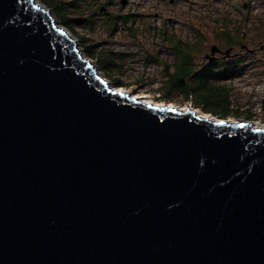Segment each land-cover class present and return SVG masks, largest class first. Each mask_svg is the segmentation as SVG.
<instances>
[{
  "label": "water",
  "instance_id": "1",
  "mask_svg": "<svg viewBox=\"0 0 264 264\" xmlns=\"http://www.w3.org/2000/svg\"><path fill=\"white\" fill-rule=\"evenodd\" d=\"M66 32L0 0V264H264V130L118 92Z\"/></svg>",
  "mask_w": 264,
  "mask_h": 264
},
{
  "label": "rangeland",
  "instance_id": "2",
  "mask_svg": "<svg viewBox=\"0 0 264 264\" xmlns=\"http://www.w3.org/2000/svg\"><path fill=\"white\" fill-rule=\"evenodd\" d=\"M35 1L50 11V15L58 28L61 26L62 29L70 33L81 55L91 60V64L94 65L96 72L102 75V79L107 82L109 87L113 89L117 88L113 82L118 81L123 86L120 88L124 89L128 95L155 106L172 107L179 110L191 109L195 110L200 116L225 120L229 123L249 122L264 125V0H258L255 3V14L259 15V20L255 23L254 27L247 29L249 36L247 46L250 49H257L256 55L246 56L243 63V75H237L230 80L221 82V84H225L231 88L230 100L232 108L239 111L238 116L231 115L226 119H220L219 117L204 113L201 108H196L191 101L184 100L178 94L172 95L169 101L161 98V88L166 85L168 77L166 75L168 72L171 73L175 70L173 63L179 56L176 55L175 57L172 44L160 41L157 37L156 33L161 27L162 21L154 13L157 10L161 12L162 6L155 9L152 6V2L148 0H130L129 6L124 11L135 13L136 17L132 22L125 24L126 26L122 25V29L118 27V30L112 33L111 30L107 29L105 23L98 20L91 25L87 22H79L80 25H76L72 30L68 29L61 23L59 16L53 9L47 7V5L41 3L39 0ZM223 7L228 10L227 14L222 10ZM183 11L185 13L184 17L181 14H175L174 17L179 23L175 29H172L173 32H176L180 36L183 35V37L192 35L187 27L182 28L183 20H203L206 19L208 14L211 16V20L227 19L230 16L237 18L240 16L236 11L229 9L227 6L219 5V3L213 4L212 7L199 4L194 9H191L186 4ZM148 14H153L154 16L149 17ZM85 17H89V14H85ZM214 26L216 30L217 25ZM205 35L210 36V33H206ZM209 39L210 37L203 38L204 41L195 47L197 52L196 57L193 58L195 69H200L201 63L204 61L203 53H207L209 50ZM83 40H86V42L83 43ZM88 44L94 47L95 52H99L102 49L123 52L131 56L127 57L123 70L118 74L115 73L108 76L98 67L97 57L90 58L86 56L85 45ZM149 55L157 57L159 62L146 61V57ZM160 61H164L166 64L163 65ZM189 82L196 84L198 79L195 77ZM210 82H213V80H210ZM184 83L186 84L187 81H184ZM192 86L196 87L195 85Z\"/></svg>",
  "mask_w": 264,
  "mask_h": 264
},
{
  "label": "flooded vegetation",
  "instance_id": "3",
  "mask_svg": "<svg viewBox=\"0 0 264 264\" xmlns=\"http://www.w3.org/2000/svg\"><path fill=\"white\" fill-rule=\"evenodd\" d=\"M71 1V0H69ZM81 4L82 10L89 14V21L96 23L102 21L107 25L108 23L115 24L119 29L121 26H126L136 17L135 13L124 11L129 6L130 0H76ZM152 2V6L157 9L163 7L161 12L158 10L154 13L162 21L161 27L158 29L157 37L160 41L172 44L175 56L178 51H175V44L180 46L193 59L196 57V45L200 43L205 37H210V46L208 52H204V61L201 63L200 69L207 68L212 74L224 72L229 70L233 73V77L237 76L238 71L243 68V63L246 56L256 55L257 49H250L247 46V39L249 38L247 29L254 27L259 20V15L255 14L254 5L258 0H148ZM206 5L212 7L213 4L224 5L229 9L236 11L240 16L227 19H214L208 14L206 19L195 20L186 19L182 21V28L187 27L192 33L189 37H183L173 32L178 26V20L175 19V14H181L183 17L184 6L194 9L197 5ZM85 7V10H84ZM186 9V8H185ZM225 14L228 11L222 8ZM153 14H148L153 17ZM227 16V15H226ZM216 30H215V26ZM125 28V27H123ZM210 33V36L205 35ZM157 43V41H156ZM175 48V49H174ZM215 49L214 55L212 50ZM240 49V50H239ZM199 70V69H196ZM236 73V74H235ZM228 80V79H227ZM224 80V81H227ZM230 80V79H229ZM185 81V80H184Z\"/></svg>",
  "mask_w": 264,
  "mask_h": 264
},
{
  "label": "trees",
  "instance_id": "4",
  "mask_svg": "<svg viewBox=\"0 0 264 264\" xmlns=\"http://www.w3.org/2000/svg\"><path fill=\"white\" fill-rule=\"evenodd\" d=\"M41 3L47 5V7L53 9L61 23L68 29H73L76 25H80L79 22H87L90 25L93 24L89 21L88 17H85V11L82 10L81 4L76 0H39ZM78 19V20H77ZM115 24L108 23L106 25L108 30L112 33L118 30L117 22ZM92 27V26H91ZM90 28V27H89ZM86 40H83L85 43ZM175 44V51H178V58L175 59L173 66L175 70L171 73H167L166 85L161 88V98L165 101H169L170 97L174 94L180 95L184 100L191 101L196 108H201L204 113L211 114L220 119H226L228 116H238L239 111L232 108V102L230 100V87L225 84H221L222 81L233 78V73L226 70L225 73L212 74L209 69L203 68L196 70L193 66V59L187 54V52L180 46L179 43ZM86 56L90 58L97 57L98 67L103 70L105 74L111 76V74H118L125 66V61L128 56L123 52H115L110 50L94 51V47L91 45H85ZM176 57V56H175ZM146 61L159 62L155 56H147ZM161 62V61H160ZM163 65L166 63L161 62ZM168 68V66H166ZM244 68L238 71V75H243ZM236 74V73H235ZM197 78L196 84H191L193 78ZM184 80L187 83H184ZM213 80V82H210ZM117 88L123 87L118 81L113 82ZM192 85H195L194 88ZM192 88V89H191Z\"/></svg>",
  "mask_w": 264,
  "mask_h": 264
},
{
  "label": "bare ground",
  "instance_id": "5",
  "mask_svg": "<svg viewBox=\"0 0 264 264\" xmlns=\"http://www.w3.org/2000/svg\"><path fill=\"white\" fill-rule=\"evenodd\" d=\"M60 29H62V27L60 26L59 27ZM70 37H71V35H70V33L69 32H66ZM72 39H73V37H71ZM98 75L101 77V78H103L102 77V75L101 74H99V72H98ZM107 83V82H106ZM113 89V88H112ZM114 90H116V91H118V92H121V93H123V94H127L128 95V93L127 92H125V90L124 89H121V88H115ZM136 99H139V98H136ZM146 103V102H145ZM160 107V106H159ZM169 108H172V107H169ZM172 109H174V108H172ZM179 110V109H178ZM199 115V114H198ZM202 117H206V118H209V119H211L210 117H208V116H202ZM212 120V119H211ZM255 128H257V129H263L264 130V125H262V124H260V123H256V124H252Z\"/></svg>",
  "mask_w": 264,
  "mask_h": 264
}]
</instances>
